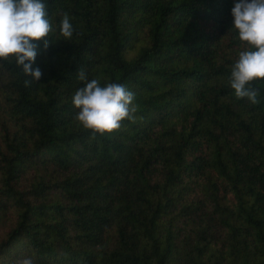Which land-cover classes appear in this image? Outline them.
Masks as SVG:
<instances>
[{
  "label": "trees",
  "instance_id": "trees-1",
  "mask_svg": "<svg viewBox=\"0 0 264 264\" xmlns=\"http://www.w3.org/2000/svg\"><path fill=\"white\" fill-rule=\"evenodd\" d=\"M42 2L40 80L0 60V264H264V81L257 104L229 85L238 0ZM80 69L134 92L135 122L92 138Z\"/></svg>",
  "mask_w": 264,
  "mask_h": 264
},
{
  "label": "clouds",
  "instance_id": "clouds-1",
  "mask_svg": "<svg viewBox=\"0 0 264 264\" xmlns=\"http://www.w3.org/2000/svg\"><path fill=\"white\" fill-rule=\"evenodd\" d=\"M231 14L232 28L238 31L241 47L248 50L241 51L232 65L229 85L237 98L247 97L257 104L258 92L250 85L264 81V0H238ZM55 31L42 0H0V60H14L17 67L22 66L24 76L40 80V69L32 68L37 55V45L33 42L43 40L47 49L51 43L48 37ZM59 32L68 41L73 36L74 28L67 13L62 17ZM77 77L84 86L72 97L74 107L79 109L75 119L84 130L91 131L92 138L121 130L124 120L135 122L138 106L134 103V92L126 85L101 86L98 79L89 81L83 69ZM31 82L25 79V86ZM21 264H33V261L25 258Z\"/></svg>",
  "mask_w": 264,
  "mask_h": 264
}]
</instances>
